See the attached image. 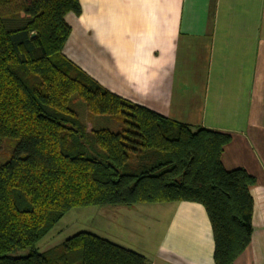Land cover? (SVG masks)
<instances>
[{
  "label": "trees",
  "instance_id": "trees-1",
  "mask_svg": "<svg viewBox=\"0 0 264 264\" xmlns=\"http://www.w3.org/2000/svg\"><path fill=\"white\" fill-rule=\"evenodd\" d=\"M69 13L80 15L78 0H0V264H147L89 232L37 244L75 208L169 202L201 205L214 264H233L250 244L256 181L223 167L230 135L103 88L63 54Z\"/></svg>",
  "mask_w": 264,
  "mask_h": 264
},
{
  "label": "crops",
  "instance_id": "crops-1",
  "mask_svg": "<svg viewBox=\"0 0 264 264\" xmlns=\"http://www.w3.org/2000/svg\"><path fill=\"white\" fill-rule=\"evenodd\" d=\"M78 2L80 15L65 17L71 32L63 54L71 62L133 104L230 135L223 167L242 168L256 181L249 187L250 244L233 264H264V0ZM110 208L118 223L153 215L145 223L147 244L105 236L143 255L147 264H214L211 226L201 205Z\"/></svg>",
  "mask_w": 264,
  "mask_h": 264
},
{
  "label": "rangeland",
  "instance_id": "rangeland-1",
  "mask_svg": "<svg viewBox=\"0 0 264 264\" xmlns=\"http://www.w3.org/2000/svg\"><path fill=\"white\" fill-rule=\"evenodd\" d=\"M77 111L82 119H85L87 114L83 108V102H77ZM94 127H112L114 124L109 121L104 123H95ZM92 126L88 123V128ZM7 158L6 151L3 148L0 159ZM135 218L133 219V217ZM153 216V215H152ZM151 215L139 214L131 215L127 219H120V222L116 221L118 216L114 217L110 207H83L75 208L66 213L61 220L53 227V229L37 244L38 251L45 252L47 246H55L64 242L78 232H92L96 236L105 238L106 235H113L120 237L126 241H135L140 239L145 244L148 243L150 231L147 233L145 223H152ZM151 228V227H150ZM149 228V230H150ZM116 231V232H115ZM106 239V238H105ZM143 239V240H142ZM25 252H17V255H23Z\"/></svg>",
  "mask_w": 264,
  "mask_h": 264
}]
</instances>
